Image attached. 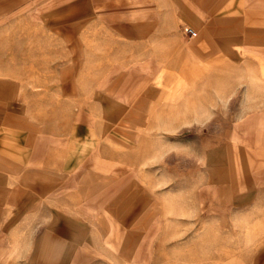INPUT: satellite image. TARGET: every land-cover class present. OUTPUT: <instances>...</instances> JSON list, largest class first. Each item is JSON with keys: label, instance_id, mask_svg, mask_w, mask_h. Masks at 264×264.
Here are the masks:
<instances>
[{"label": "rangeland", "instance_id": "1", "mask_svg": "<svg viewBox=\"0 0 264 264\" xmlns=\"http://www.w3.org/2000/svg\"><path fill=\"white\" fill-rule=\"evenodd\" d=\"M81 126L122 191L50 187ZM33 145L45 159L33 162ZM258 191L264 0H0L7 264H35L34 239L65 206L80 219L83 196L84 264H264ZM108 237L120 261L98 260Z\"/></svg>", "mask_w": 264, "mask_h": 264}, {"label": "crops", "instance_id": "2", "mask_svg": "<svg viewBox=\"0 0 264 264\" xmlns=\"http://www.w3.org/2000/svg\"><path fill=\"white\" fill-rule=\"evenodd\" d=\"M238 11L240 10L238 9ZM249 11V8H245L240 12H244V15H249ZM259 11H262V9L259 8ZM85 129L83 126L79 127L77 136H74L75 140H68L62 145L57 160V165L60 166L57 167L58 170L54 173L55 181L50 184V187H54V191H62L64 188L66 191H95L91 195L98 194V191H122V181L117 180V176L114 173L102 171L94 163V160H98V165H106V158L94 151H85L86 147L83 138L86 134ZM81 135L83 136L81 137ZM33 147L34 155H31L34 158L33 162L37 163L42 161V158L45 159L42 154L44 150L42 146L38 145L36 147V145H33ZM50 161L53 162L52 160ZM64 167H67V169L71 168V171H62ZM106 179L110 182L103 183ZM258 194L260 197H264V191H258ZM88 200V198L84 199L83 196L81 208H77V210L81 211L82 217L80 219L71 217V214L68 213V206H65V213H61L55 218H50L47 227L42 230L41 235L34 239L32 255L31 253L29 254V259L33 260L35 264H75V261H82L81 264H84L83 261L90 260L93 246L91 242V227L88 223L89 220L83 217L84 204ZM59 211L62 212V209L60 208ZM2 240L3 237L0 236V245ZM104 243H106L105 248L112 249V251H107L103 255L98 254V260L120 261L122 258L121 245L118 250L115 240L110 237ZM5 258L6 253L1 251L0 246V264H7V261L4 260ZM16 259L25 261L26 253H22Z\"/></svg>", "mask_w": 264, "mask_h": 264}, {"label": "built area", "instance_id": "3", "mask_svg": "<svg viewBox=\"0 0 264 264\" xmlns=\"http://www.w3.org/2000/svg\"><path fill=\"white\" fill-rule=\"evenodd\" d=\"M187 32L188 33H190V32L193 33V30L189 28V29H187Z\"/></svg>", "mask_w": 264, "mask_h": 264}]
</instances>
